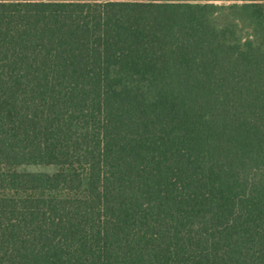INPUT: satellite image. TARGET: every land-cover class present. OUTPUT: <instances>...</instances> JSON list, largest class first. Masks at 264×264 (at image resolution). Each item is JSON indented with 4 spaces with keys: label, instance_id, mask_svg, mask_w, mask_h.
I'll return each instance as SVG.
<instances>
[{
    "label": "trees",
    "instance_id": "16d2710c",
    "mask_svg": "<svg viewBox=\"0 0 264 264\" xmlns=\"http://www.w3.org/2000/svg\"><path fill=\"white\" fill-rule=\"evenodd\" d=\"M0 264H264V0H0Z\"/></svg>",
    "mask_w": 264,
    "mask_h": 264
}]
</instances>
